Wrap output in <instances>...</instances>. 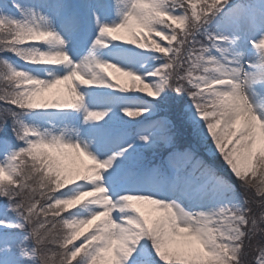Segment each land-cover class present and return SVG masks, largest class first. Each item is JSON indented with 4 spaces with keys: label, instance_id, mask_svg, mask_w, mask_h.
I'll return each mask as SVG.
<instances>
[{
    "label": "snow or ice",
    "instance_id": "obj_1",
    "mask_svg": "<svg viewBox=\"0 0 264 264\" xmlns=\"http://www.w3.org/2000/svg\"><path fill=\"white\" fill-rule=\"evenodd\" d=\"M0 264H264V0H0Z\"/></svg>",
    "mask_w": 264,
    "mask_h": 264
}]
</instances>
